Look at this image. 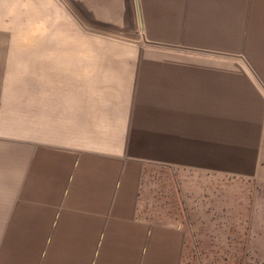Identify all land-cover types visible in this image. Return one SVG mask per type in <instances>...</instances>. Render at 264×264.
I'll return each instance as SVG.
<instances>
[{"label":"crops","instance_id":"crops-1","mask_svg":"<svg viewBox=\"0 0 264 264\" xmlns=\"http://www.w3.org/2000/svg\"><path fill=\"white\" fill-rule=\"evenodd\" d=\"M135 3L140 45L0 0V264H264V0Z\"/></svg>","mask_w":264,"mask_h":264},{"label":"rangeland","instance_id":"rangeland-1","mask_svg":"<svg viewBox=\"0 0 264 264\" xmlns=\"http://www.w3.org/2000/svg\"><path fill=\"white\" fill-rule=\"evenodd\" d=\"M61 2H62L63 7L69 12V14L73 17V19L76 20L80 30L83 31L84 33H86L88 36H91V37H94V38H115V39L121 38L119 36H116V35H113V34H110V33L102 32V31H98V30H94V29H90V28L84 26L76 18V16L69 10V8L66 6V4L63 1H61ZM140 30H141V27L139 29V33H140ZM121 39H124V38H121ZM126 40H128V39H126ZM129 41H139V42H133V43H136L138 45H140V43L142 42L141 41V37H139L137 40H129ZM161 51L166 52L165 50H161ZM161 51H158V52H161ZM144 52H157V50H154V49H151L150 47H147V48H145ZM169 175L171 176V173L168 174V176ZM172 176L173 177H170L168 179V183L172 185V188L174 189V191H177V190L180 191L181 184H182V180H181L180 175L173 174ZM164 177H165L164 175L158 174L155 177V182H154L153 186H154V188L159 190L158 191L159 196L162 195L165 198V195H166L165 192L167 191L166 190L167 180ZM182 177L184 179H186V181H188L187 179H189V180H192V179L200 180V183L202 184L201 188L203 189L202 192L204 193L203 195L201 194V196L208 197V191L206 189L209 187L208 185L212 184V183H207V180H206L204 175L187 173V174L182 175ZM206 183H207V186H206ZM169 184H168V186H169ZM217 185H221V187H220V195H217V196H220L221 198H237L238 196H242V197H245L246 200H248V196L249 195L251 196L252 190H253V187L251 185H249V184H241V185L236 186L235 184H233V182H228V181L227 182L223 181V182H221V184L218 183ZM169 193H170V190H168V195H169ZM254 198H256V200H257L259 198V196L255 195V193H254ZM175 204H176V202H175ZM180 207H181V204H180V202H178V204H176L175 207L171 206V209L172 208L175 209L176 210L175 212H177V210H179V213H181V208ZM227 209H226L225 206H222L223 219L221 221V226H222L223 230H225V229L232 230V227L229 226L228 218L229 219H234V218H233V216L227 215V213H228ZM241 224H242V226H245L244 229H243V231L245 232V236H244V238L240 237V234H241L242 231H241V229H238V231H237L239 233V238L237 239L238 240V245H239L238 253L222 252L220 254L206 255V257H213L214 256L213 259L208 260L209 264H243L248 259H251V258H255L256 259L257 258V255H254L251 252L252 249L250 247V242L251 241L252 242L255 241V244H256V242L260 238L257 239L255 237H253L252 236L253 232L249 231V230L248 231L246 230L247 229V224H243V223H241ZM241 224L239 223L238 225H241ZM247 245H249V246L247 247ZM258 256L260 258V255H258Z\"/></svg>","mask_w":264,"mask_h":264},{"label":"water","instance_id":"water-1","mask_svg":"<svg viewBox=\"0 0 264 264\" xmlns=\"http://www.w3.org/2000/svg\"><path fill=\"white\" fill-rule=\"evenodd\" d=\"M86 27L128 40L140 37L135 0H61Z\"/></svg>","mask_w":264,"mask_h":264}]
</instances>
